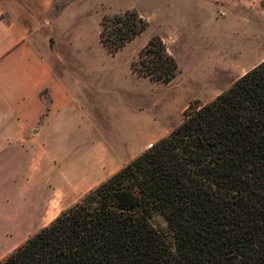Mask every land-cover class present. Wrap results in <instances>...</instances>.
Here are the masks:
<instances>
[{
    "label": "trees",
    "instance_id": "trees-1",
    "mask_svg": "<svg viewBox=\"0 0 264 264\" xmlns=\"http://www.w3.org/2000/svg\"><path fill=\"white\" fill-rule=\"evenodd\" d=\"M147 26L135 9L105 15L98 40L115 54ZM130 69L164 84L179 72L159 36ZM0 264H264V60L210 101L189 102L166 136Z\"/></svg>",
    "mask_w": 264,
    "mask_h": 264
},
{
    "label": "rangeland",
    "instance_id": "rangeland-1",
    "mask_svg": "<svg viewBox=\"0 0 264 264\" xmlns=\"http://www.w3.org/2000/svg\"><path fill=\"white\" fill-rule=\"evenodd\" d=\"M27 1L46 6L38 16L37 45L49 55L59 86L69 96L52 116L55 134L33 142L32 160L43 151L46 166L41 176L33 172L29 177L32 194L36 189L43 196L53 189L66 191L68 179L98 166L105 150L120 159L142 153L183 120L189 102L210 101L264 60V0ZM131 9L146 19L147 28L115 54L108 53L98 40L101 18ZM153 36L164 41L178 64L177 76L167 84L130 69ZM152 222L166 227L158 215ZM4 225L0 219L1 259L26 239Z\"/></svg>",
    "mask_w": 264,
    "mask_h": 264
},
{
    "label": "crops",
    "instance_id": "crops-1",
    "mask_svg": "<svg viewBox=\"0 0 264 264\" xmlns=\"http://www.w3.org/2000/svg\"><path fill=\"white\" fill-rule=\"evenodd\" d=\"M45 10L42 3L33 7L27 0H0V174L4 173L0 179V219L8 231L26 239L139 155L137 151L120 159L115 152L105 150L98 166L93 164L81 176L68 179L66 191L53 189L43 196L36 189L32 194L29 177L33 172L41 176L46 166L43 151L32 160L33 142L37 136L55 134L52 116L69 99L59 86L49 55L37 45L41 29L38 16ZM35 221L40 223L35 225Z\"/></svg>",
    "mask_w": 264,
    "mask_h": 264
}]
</instances>
